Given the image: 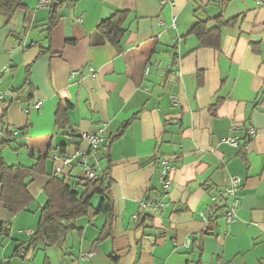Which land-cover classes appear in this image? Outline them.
<instances>
[{
	"label": "crops",
	"instance_id": "0c3cea01",
	"mask_svg": "<svg viewBox=\"0 0 264 264\" xmlns=\"http://www.w3.org/2000/svg\"><path fill=\"white\" fill-rule=\"evenodd\" d=\"M37 3L24 0L7 24L0 15V89L11 93L0 101V143L7 127L18 157L7 146L2 155L25 166L48 155L28 185V210L14 215L0 201V264H264V0ZM117 10L126 11L121 23ZM219 13L236 20L221 29L218 48L199 46L191 24L213 26ZM99 124L105 141L91 160L109 173L111 216L91 209L60 246L28 247L50 155L60 145L84 148L73 133ZM59 175L74 183L83 172L74 162ZM234 176L238 202L227 222ZM142 201L160 205L143 211Z\"/></svg>",
	"mask_w": 264,
	"mask_h": 264
},
{
	"label": "trees",
	"instance_id": "16d2710c",
	"mask_svg": "<svg viewBox=\"0 0 264 264\" xmlns=\"http://www.w3.org/2000/svg\"><path fill=\"white\" fill-rule=\"evenodd\" d=\"M23 1L0 0V15L4 20V24L9 22L17 9L24 6ZM125 16L126 11L117 10L114 12L112 19L121 23ZM210 20L209 18L195 20L189 28V33L197 37L199 46L218 48L221 40V29L232 25L236 19H224L222 13H219L212 19L215 22L213 26H208ZM54 21L55 16L53 13L49 24L52 25ZM67 122V118H61L58 120V126L64 128ZM123 128L118 132V135ZM3 133L5 139L0 143V201L10 213L15 215L21 211L28 210L33 204L34 198L28 190V185L32 181L33 174L44 171L48 155H37L36 162L30 166L8 164L2 155V150L6 146H10L9 142L11 139L8 138L13 136V131L5 127ZM73 136L78 137V132L75 131ZM80 141L79 139L76 143L79 145ZM29 153L33 155V151L30 150ZM66 153L68 152L65 151V145H60L50 155V158L52 159L53 154L62 157ZM110 183L111 179L107 169L103 170L102 173L97 172L94 179H87L82 176L74 183L69 182L67 177L53 171L43 187L46 200L39 207L38 222L32 236L26 243L27 246H60L67 234L75 228L76 220L87 215L91 209H93L95 214L108 213L111 216ZM96 194H99L101 198L97 207L93 208L91 198ZM145 218L138 220L139 225L143 224Z\"/></svg>",
	"mask_w": 264,
	"mask_h": 264
},
{
	"label": "built area",
	"instance_id": "2783aa9c",
	"mask_svg": "<svg viewBox=\"0 0 264 264\" xmlns=\"http://www.w3.org/2000/svg\"><path fill=\"white\" fill-rule=\"evenodd\" d=\"M51 0H38L37 6L38 7H46ZM158 65L156 62L155 65ZM88 73L93 75V68L88 66ZM80 71L72 72L71 78L74 75L79 74ZM11 96L9 91H3L0 89V101L5 97ZM173 101L177 102L176 98L173 97ZM42 106L41 101H34L32 104V108L34 110H40ZM253 132V129H250V133ZM78 137L81 142L85 143V147L81 148L77 146L74 148L73 151L68 152L65 156H57L56 154L52 155V160L55 162L54 165V172L57 174L63 173L64 169L68 166L72 165L74 162L78 164L83 172V176L87 179H94L97 174L98 166L95 161L96 160L95 154L98 151L100 145L105 141V127L103 124H99L96 132H78ZM233 145H238V138L235 136H230L228 139ZM160 181L162 184V193L166 192L169 189V178H168V168L165 164L160 167ZM240 178L238 176H234L231 178L229 187L225 189L224 194L232 196L233 201L232 204L226 207L223 210V217L224 219L229 222L232 221L235 217V208L237 206V192L240 186ZM158 203H152L149 201H142L140 204V208L143 211H151L158 209ZM201 216L205 222L209 219V214L201 213ZM189 240H187L188 243Z\"/></svg>",
	"mask_w": 264,
	"mask_h": 264
},
{
	"label": "rangeland",
	"instance_id": "374dc122",
	"mask_svg": "<svg viewBox=\"0 0 264 264\" xmlns=\"http://www.w3.org/2000/svg\"><path fill=\"white\" fill-rule=\"evenodd\" d=\"M5 149H6V151H10L11 154H12L14 157H16V158L18 157V152L11 150L8 146H7ZM5 149H4V150H5ZM21 153H23V152H21ZM20 156H21V154H20ZM99 201H100V197L97 196V195H95V196L92 198V204H93V205L95 204V206L98 205Z\"/></svg>",
	"mask_w": 264,
	"mask_h": 264
}]
</instances>
